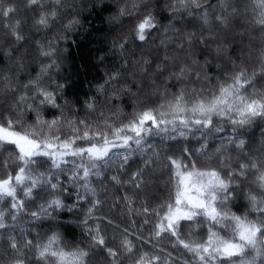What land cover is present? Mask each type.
<instances>
[{"label": "snow or ice", "instance_id": "1", "mask_svg": "<svg viewBox=\"0 0 264 264\" xmlns=\"http://www.w3.org/2000/svg\"><path fill=\"white\" fill-rule=\"evenodd\" d=\"M0 264H264V0H0Z\"/></svg>", "mask_w": 264, "mask_h": 264}, {"label": "trees", "instance_id": "2", "mask_svg": "<svg viewBox=\"0 0 264 264\" xmlns=\"http://www.w3.org/2000/svg\"><path fill=\"white\" fill-rule=\"evenodd\" d=\"M103 15H107L104 13ZM93 29H99V32L93 31L91 34H81L77 36L76 42L69 48L70 59L69 67L66 69L71 74L73 81L72 91L81 98L89 91L88 83L96 75V70L92 65L91 56L96 49L103 43L101 33L107 30V25L103 24L99 17H92ZM99 38V40H98ZM73 235L79 238V230H75Z\"/></svg>", "mask_w": 264, "mask_h": 264}, {"label": "rangeland", "instance_id": "3", "mask_svg": "<svg viewBox=\"0 0 264 264\" xmlns=\"http://www.w3.org/2000/svg\"><path fill=\"white\" fill-rule=\"evenodd\" d=\"M69 65H70V63H69V61H68V65L66 66V69L69 67Z\"/></svg>", "mask_w": 264, "mask_h": 264}]
</instances>
